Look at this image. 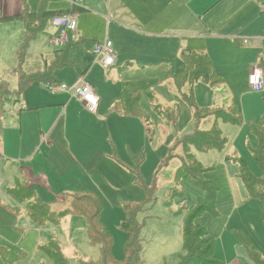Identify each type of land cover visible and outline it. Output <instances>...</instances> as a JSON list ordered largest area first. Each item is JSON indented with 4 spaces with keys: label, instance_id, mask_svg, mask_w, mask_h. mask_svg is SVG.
Listing matches in <instances>:
<instances>
[{
    "label": "rangeland",
    "instance_id": "rangeland-1",
    "mask_svg": "<svg viewBox=\"0 0 264 264\" xmlns=\"http://www.w3.org/2000/svg\"><path fill=\"white\" fill-rule=\"evenodd\" d=\"M62 1L60 6H65L67 0ZM168 1L170 0H166V3ZM99 3L101 4L92 0L91 9L101 10ZM133 6L132 11L139 13V17L145 21L153 20L157 26L167 29L168 23H176L184 29L173 15H169L171 18L167 20L162 11L163 0H136ZM141 10H147L148 15H141ZM165 11L169 10L166 8ZM81 16L79 29L84 32L85 37L96 40L108 36L112 42L117 43L112 21L91 13ZM120 30L124 31L122 28ZM219 38H222L221 44L216 43L215 47L220 53L213 54L220 72L217 74L224 80V84L218 87H210L202 80L196 81L192 87L182 88L181 91L177 87L172 73H180L185 68L181 58L174 54L177 45L182 46V42H186L187 48L200 46L189 35L182 36V41L178 37L171 39L168 43L174 50L171 56H166V50L162 46L166 45L167 37L156 36L152 40H144L143 45L148 49L145 51L148 61L145 65L138 66L137 62L127 65L123 79H120L116 71L117 75L110 73L108 76L93 72L91 80L105 97L101 102L100 113L106 115L107 107L116 97L122 99L126 87L130 91L128 97L131 101L134 102L135 97L139 96L141 114L144 115L122 117L120 114L125 106H121L122 110L116 109L115 102L111 107L113 113L108 119L101 121L90 119L87 115L82 116L80 108L74 102L71 103L70 98L64 99L61 95L52 93L42 82H33L18 96V75L15 70V66L19 65L17 51L4 58L0 56V84H6L8 90V95H5L7 99L0 101V264H55L52 257L58 251L68 264H129L124 261L127 232L123 228L126 221L125 206L129 203L141 207L139 211L136 207L133 209L137 211V220L141 224V245L136 264H179V258L184 253L183 225L190 208L199 199L208 203L202 189L187 180L179 183L175 180L180 155L185 154L183 146L173 150V158L169 159L171 148L177 139L191 134L197 127L194 107L184 98L190 94H193L196 105L200 108L219 107L224 104L225 97L238 104L240 109L241 106H246V109L242 108L243 121L239 128L235 132L233 127H230V132L225 129L229 139L227 148L222 152L214 150L211 151L213 153L209 151V154L203 152L197 155L200 162L213 166L214 169L207 174L220 186L214 202L218 214L205 211L197 218V223L204 224L209 236L215 240L218 264H261L249 256L241 241L247 238L264 258L263 203L249 195L245 183L239 177L240 164L234 158L243 159L253 173H259L253 155L258 141L251 132L250 122L263 115L264 93L252 91L245 85L247 60L243 61L241 58L249 59L251 49H226V37ZM247 40L253 44L255 39ZM53 49L45 33L39 32L29 43L22 67L27 72L42 70L45 63L43 58L49 57V52ZM41 52H44V57ZM162 61L167 67L161 70L156 66ZM240 64L241 67L238 66ZM121 65L126 66L125 62H121ZM169 67L172 72L168 71ZM4 88L1 90L0 86L2 97ZM15 99L26 105L48 103V99L58 100L56 103H59V106L36 110L42 112V116L46 115V120L43 117L45 130L54 121L42 142H38V145L44 144L40 150L42 154L25 165L28 169L35 166L37 171H43L34 174L35 178L28 173L19 172L20 164L27 160V156L18 153L17 148L31 145L25 138L29 136L28 128L22 129L21 143L15 142L6 154L1 149V134L7 129L9 121L8 117L4 119V115L13 108ZM157 105L179 108L176 123H167L160 115L161 110L156 109ZM58 108L59 112L56 114ZM132 108L136 109L137 104L134 103ZM61 112L63 115L59 119ZM35 114L38 116V113ZM142 118L147 123L149 132L146 131ZM212 120L214 119H203L198 127L208 129ZM52 130L54 149L50 155H46L48 150L44 147L48 145V131ZM227 152L228 157L225 156ZM2 157H11L13 160L4 161ZM138 177L142 181L139 182ZM24 185L36 193L43 203L49 204L51 210L57 212L69 208L71 196L76 193L96 194L102 206L101 222L112 235L113 259L104 261L102 242L90 237L92 234L87 231L88 221L82 216L65 214L59 217L53 215L52 220L46 219L48 216L43 214L42 205L35 204L39 222L46 219L42 225L35 222L26 213L30 199L16 196ZM176 189L183 194H175Z\"/></svg>",
    "mask_w": 264,
    "mask_h": 264
},
{
    "label": "crops",
    "instance_id": "crops-1",
    "mask_svg": "<svg viewBox=\"0 0 264 264\" xmlns=\"http://www.w3.org/2000/svg\"><path fill=\"white\" fill-rule=\"evenodd\" d=\"M62 2H63L62 0L61 1L60 0H0V18H1L0 56L4 58L7 55L11 54L12 52H15L16 50L19 59V54H18L20 48L19 45L21 41L24 40L25 32H26L25 21L20 16L22 15L23 12L29 11L34 13L44 8L45 11L48 12V14L43 15L45 16L44 19L43 18L38 19V22L39 21L43 22V26L40 29L41 30L40 32L45 33V37L49 39V42L54 47V49L49 52L50 53L49 57L47 56L44 57L43 56L44 52L40 53L44 57L43 59L45 62L43 69L48 65L52 64L56 59L55 51L57 47H55L50 41L51 37L57 31L56 27L52 23V18L55 15H60V14H73L77 18V22H78L77 32L73 34L72 40L70 42V47H68L67 50L68 58L73 63H70L67 66L55 68L53 70L52 79L50 80V82L53 83L59 82V83H66L71 85L77 82L80 76L85 75L87 80L93 84L91 80V76L93 72H96L98 74L103 73L106 76H108L110 73H115L114 75H117L116 72H118L120 79H123L125 71H127V65L134 64V62H137L138 66L140 64L142 65L146 64V62L148 61L146 60L148 54H146L145 51L148 49L144 47L143 42L144 40L147 39L152 40L156 36L167 37L168 41L166 42V45H162V46L166 50V56H171L174 51L173 47L170 44H168L169 42H171V39L178 37L179 40L182 41L181 40L182 36L189 35L190 38L193 39L192 40L193 42L200 44V46L193 47V49H201L203 51H196L189 47L187 48L186 47L187 43L182 42L183 47L181 46V44L177 45V49H175L174 54L181 58V61L183 62L184 65H185V62L183 60L184 55L190 53L208 55L212 61L213 69L216 72V74L217 73L219 74L220 72L218 71L217 62L213 53L214 52L217 54L220 53L217 47H215L216 43L221 44L222 38L219 37H226V39L224 40V42L227 43L228 45V47L224 46V48L226 49L236 48L237 49L236 51L238 50L247 51L251 49L250 51L251 55L249 59L241 58V60L243 61L247 60V67H246L247 72H245L246 73L245 85L248 87H249L248 77L251 69L253 68L254 65L257 64L261 65L264 63V0H170L167 3L166 0H163L162 11L165 13L167 20L171 18L169 15H173L176 21L182 24L184 29H181L176 23H168V29H167L166 27L163 28L161 26H157L153 20L145 21L144 19L140 18L139 13H135L134 11H132L134 7L133 3L135 5L136 0L135 1L134 0H97V2H101V4L100 3L98 4L100 5L101 10H97V11L91 9L92 0H85L82 2L80 6L72 5L70 0H67V4L65 6L64 5L60 6ZM166 8L170 12L169 11L166 12L165 11ZM85 13H91L92 15H95L99 18H104L107 21H112L113 23L112 30L117 36V43L113 42V47L115 49L114 51L117 56L115 63L110 67H105L102 62L97 60L96 54L93 50L94 44L96 42L103 41L108 36L93 40L91 38L85 37L83 35L84 32L79 29V21L82 19L81 14L83 15ZM144 14L148 15V11L141 10V15ZM121 28L124 29V31L120 30ZM249 38L251 40L253 38L255 39L253 44H250L251 41L247 42L249 41L247 40ZM24 60L25 59H23V61ZM14 62L16 63L17 59ZM121 62H125L126 66H122ZM164 64L165 63L162 61L161 64H159L156 67L162 70L163 67H167ZM85 66L88 68L86 71H85ZM238 66L241 67V64ZM16 67L17 65L15 66V70L21 68L27 74H32L41 71V69L31 72L25 71L24 68L22 67V63L20 64V60L18 67L17 68ZM168 71H171L170 67ZM205 83L210 85L207 82ZM18 84H19V76H18ZM29 86H31V84ZM93 86L95 87L96 93L100 99V103L96 113H91L90 111H88L85 108L84 104L77 97H71V95L66 92H58L54 94H59L64 99L66 97L70 98L69 100L70 101L72 100L71 103L74 102L73 104L80 108L82 116L87 115L90 117V119H94L97 121H101L104 118L108 119L109 115L113 113L111 107L113 106V104H115V102H116L115 104L116 107L117 103L120 102L121 98L119 99L118 97H116L112 101L111 105L107 107L108 113L104 115L100 113V111L102 110V103H101L102 99L105 97L103 96L102 93H99L98 89L94 84ZM186 86H191V85L187 84L184 87ZM104 87L107 88V86ZM121 87H123V84ZM210 87L213 86L210 85ZM125 90L127 91L128 89H126L125 87L124 91ZM260 92L264 93V90ZM42 97L43 95H41V98ZM122 98H123V94H122ZM15 101L16 103L13 105V108H10V110L7 111L6 114L4 115V119L8 117L9 121H8L7 129H5L3 131V134H1L3 137L1 149L3 153L6 154L7 150L15 142L20 141L21 143V139H23L22 129L24 127L28 128L29 136L25 138L28 143H31V145H27V146L21 145L20 147L17 148L18 153L27 156L26 157L27 160L20 164L21 167H19L20 169L19 172L20 174L28 173L32 178H35L34 174L37 175L43 171H37V168L35 166H31V168L28 169L25 165L27 163H31L33 159L38 158L39 154H42L40 150L44 144L38 145V142L40 143L42 142L43 138H45L46 135L45 133H47V130L54 121L53 120L52 122H50L48 128L45 130V128H43V121H44L43 117L46 120V115L42 116L41 114L42 112H36V110L43 107L56 106V105L59 106V103H56L58 102V100H52V99H48L47 100L48 103L29 104V105H26V103L21 104L19 99H15ZM233 103L234 102H232V100H228L225 97L224 104L219 107L227 108L229 105ZM242 108L246 109V106L245 105L241 106V113H242ZM58 112H59V108L57 109L56 114ZM35 113H38V116H36ZM262 114H264V111H262ZM61 115H63V112H61V114L59 115V119L61 118ZM120 115L122 117H127V115L137 117V115L126 113L123 110ZM206 118L214 119L211 121V124L208 127V129H210L215 122V118L212 115ZM141 120L146 127V131L149 132V129L147 128V123H145L143 118ZM167 123H171V122L167 121ZM221 127L225 135H226L225 129L227 130V132H230L229 130H232V128L230 127H233L235 129L233 130V132H235L236 129L239 128V126H232L230 124H224V123L221 124ZM208 129H203V130H208ZM48 132H49V139L47 141L48 145L44 147L45 150H48V153L46 155H50L54 149L53 137L51 138L53 130ZM69 150L71 152V148H69ZM210 152H207V154H209ZM227 154L228 152L225 154V156ZM197 155L198 153L196 154V157ZM2 159L4 161H6L7 159L13 160V158L11 157H2ZM180 165H181V161L178 167ZM204 165L207 166V164ZM32 178H30L31 181H33Z\"/></svg>",
    "mask_w": 264,
    "mask_h": 264
},
{
    "label": "trees",
    "instance_id": "trees-1",
    "mask_svg": "<svg viewBox=\"0 0 264 264\" xmlns=\"http://www.w3.org/2000/svg\"><path fill=\"white\" fill-rule=\"evenodd\" d=\"M47 14L48 12L42 8L38 12L34 13L29 11L23 12L20 16L25 21L26 26L25 37L18 51L20 64L23 62V59H25L30 41L41 31L40 29L43 26V22H38V19H44L45 16L43 15ZM68 47H70V43L65 47L57 48L55 51V61L39 72L27 74L21 68L17 69L16 73L19 76L17 95L19 96L22 94L23 91L33 82H50L55 68L67 66L70 63H73L69 60L67 55ZM183 60L185 62V69L177 74L172 73L180 91L185 85L190 84L192 86L198 80L207 82L213 87H218L224 83V80L214 71L212 61L208 55L190 53L184 55ZM87 69L88 68L85 66V71ZM0 86L1 90L5 87L3 97L0 95V101H3V98L4 100L7 99L5 95H8V90L6 89V84H0ZM129 94V90L124 91L123 98L119 103H117L116 109H121V106L124 105V111L126 113L143 117L144 115L141 114V107L139 106V96H136L133 102L130 100V97H128ZM184 98L191 106L194 107V121L197 127H195L191 134L184 135L183 137L177 139L171 148V156L169 159L173 158V150H176L179 146H183L185 154L180 155L181 165L176 169L175 180L178 183L181 180H187L202 189L206 194L208 203L199 199L196 205L190 208V213L187 215L183 225L184 253L179 258V264H218L219 260L216 255L215 240L209 236L204 224L197 223V218L205 211H211L214 215L218 214L214 202L217 199L220 186L214 178L207 174V172L209 173L214 169L213 166L204 165L197 159L196 154L213 150L220 152L224 151L227 148L229 139L227 135L224 134L221 124L224 123L232 126H240L243 121L242 113L241 109L235 103L229 105L227 108H200L196 105L193 94H190L188 97L184 96ZM134 103L137 104L136 109L132 108L134 107ZM156 109L161 110L160 114L168 122L176 123L180 112L179 108H163L161 105H157ZM211 115L215 118L213 126L208 130L200 129L198 127L200 122L204 118ZM250 127L251 132L257 137L258 141L256 148L253 149V155L258 166L259 173H253L243 159H238L237 157L234 159L240 164L239 177L245 183L249 195L262 201V216L264 218V114L258 119L252 120ZM138 181H142L141 177H138ZM20 189V194L16 196H26L30 199L26 207V213L34 219L35 222L42 225L46 219L52 220L51 216L53 215L58 217L65 214L82 216L88 221L89 225L87 231L89 234H92L90 237L93 240L100 239L102 242L101 252L104 261L108 258L113 259L111 255L113 244L112 235L110 234L108 228H106L101 222L100 213L102 206L100 199L96 194L91 192L76 193L71 196L72 198L70 200L69 208L57 212L55 210H51L49 204L43 203L36 193L30 190L27 185L22 186ZM22 192H25V194L22 195ZM175 194L182 195L183 192L177 190ZM35 204L42 205V208L44 209L43 214L48 216L42 223L39 222L40 217L37 218V214L35 213ZM125 207L126 221L123 223V228L127 232V238L124 244V261L129 264H136L139 259V250L141 245V240L139 239L141 224L137 220V211H139L141 207H139L138 204L132 203H129V205H126ZM135 207L137 208V211H133ZM241 243L246 246L248 254L251 258H253L257 263L264 264V258L262 257L261 252L257 251L255 245L251 244L247 238H244V241H241ZM56 248L58 250V247ZM53 255L52 261L55 264H68L67 260L62 256L60 251Z\"/></svg>",
    "mask_w": 264,
    "mask_h": 264
},
{
    "label": "built area",
    "instance_id": "built-area-1",
    "mask_svg": "<svg viewBox=\"0 0 264 264\" xmlns=\"http://www.w3.org/2000/svg\"><path fill=\"white\" fill-rule=\"evenodd\" d=\"M83 1L70 0L72 5L79 6ZM52 23L57 31L51 37V43L57 48L67 46L71 42L73 34L77 32V18L73 14H60L52 18ZM93 50L97 60L102 62L105 67H110L115 63L117 55L113 48V42L109 38L96 42ZM248 83L252 91L260 92L264 90V63L253 66L249 73ZM44 86L53 93L66 92L71 97H77L88 111L92 113L97 112L100 99L95 87L87 80L85 75L80 76L77 82L71 85L59 82H47Z\"/></svg>",
    "mask_w": 264,
    "mask_h": 264
}]
</instances>
